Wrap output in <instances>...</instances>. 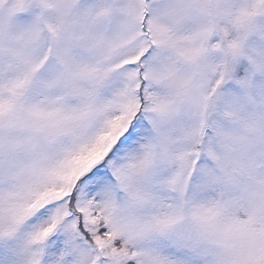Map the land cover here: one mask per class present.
Listing matches in <instances>:
<instances>
[{"label": "snow or ice", "instance_id": "1", "mask_svg": "<svg viewBox=\"0 0 264 264\" xmlns=\"http://www.w3.org/2000/svg\"><path fill=\"white\" fill-rule=\"evenodd\" d=\"M0 264H264V0H0Z\"/></svg>", "mask_w": 264, "mask_h": 264}]
</instances>
